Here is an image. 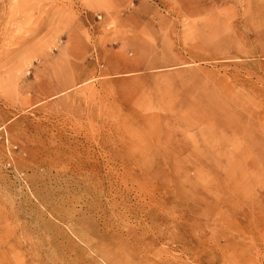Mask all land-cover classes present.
Here are the masks:
<instances>
[{"label": "rangeland", "instance_id": "1", "mask_svg": "<svg viewBox=\"0 0 264 264\" xmlns=\"http://www.w3.org/2000/svg\"><path fill=\"white\" fill-rule=\"evenodd\" d=\"M0 264H264V0H0Z\"/></svg>", "mask_w": 264, "mask_h": 264}, {"label": "bare ground", "instance_id": "2", "mask_svg": "<svg viewBox=\"0 0 264 264\" xmlns=\"http://www.w3.org/2000/svg\"><path fill=\"white\" fill-rule=\"evenodd\" d=\"M147 99H148V98L145 97L142 101H143V102H146L145 104H148Z\"/></svg>", "mask_w": 264, "mask_h": 264}]
</instances>
